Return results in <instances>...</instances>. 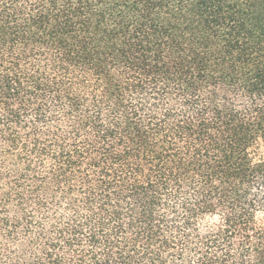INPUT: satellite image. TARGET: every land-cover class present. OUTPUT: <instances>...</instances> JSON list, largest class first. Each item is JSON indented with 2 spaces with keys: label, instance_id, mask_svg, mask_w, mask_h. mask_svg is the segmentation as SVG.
<instances>
[{
  "label": "trees",
  "instance_id": "obj_1",
  "mask_svg": "<svg viewBox=\"0 0 264 264\" xmlns=\"http://www.w3.org/2000/svg\"><path fill=\"white\" fill-rule=\"evenodd\" d=\"M0 195L25 264H264V0H0Z\"/></svg>",
  "mask_w": 264,
  "mask_h": 264
},
{
  "label": "rangeland",
  "instance_id": "obj_2",
  "mask_svg": "<svg viewBox=\"0 0 264 264\" xmlns=\"http://www.w3.org/2000/svg\"><path fill=\"white\" fill-rule=\"evenodd\" d=\"M9 169V168H7ZM3 191L7 192V186L2 185ZM1 197V195H0ZM6 209L9 212H0V222L2 219H12L15 218L16 215L11 211L14 209V203H9L6 206ZM14 223V222H12ZM15 224V223H14ZM31 249L27 246V241L21 235V232L17 229L15 233L14 239H11L7 236L5 229L2 227L0 223V264H25L30 262V253Z\"/></svg>",
  "mask_w": 264,
  "mask_h": 264
}]
</instances>
